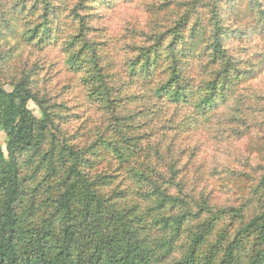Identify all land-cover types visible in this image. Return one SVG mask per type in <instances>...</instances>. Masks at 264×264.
Segmentation results:
<instances>
[{"label": "trees", "instance_id": "obj_1", "mask_svg": "<svg viewBox=\"0 0 264 264\" xmlns=\"http://www.w3.org/2000/svg\"><path fill=\"white\" fill-rule=\"evenodd\" d=\"M90 1L82 0V9ZM226 2H164L162 9L175 7L179 15L162 26L151 23L157 26L152 32L131 29L125 38H129L127 54H132L124 62L130 72L124 75L129 77L109 78L102 77L106 53L101 48L107 43L85 37L93 31L87 26L88 15L71 9L84 26L79 40L73 39L68 47L70 61L79 68L76 73L82 75V65H90L88 74L93 78L86 84L94 83L92 89L99 95L108 88L105 82L112 80L116 84L127 80L141 93L128 96L131 104L118 101L120 89L102 97L108 107L97 125L90 155L98 156L104 149L109 153L101 161L107 156L110 160L109 166L98 164L101 170L96 176L90 174L94 167L86 161L87 152L66 141L59 146L49 133L55 128L62 134L61 122L68 120L61 117L56 126V113L30 86L32 81L21 80L10 92L0 86V135L7 137L6 151L0 145V264H264V185L259 188L261 206L250 218L242 208L215 210L207 196L196 200L195 191L187 193L184 181L190 165L181 166L176 159L177 136L167 138L186 120L195 123L189 134L182 131L188 140L195 139L198 131L232 137L233 132L215 128L240 122L239 126L251 129L256 122L251 112H241L244 118L238 120L227 119L220 110L227 98L218 101L229 94L227 83L237 77L236 64L225 47L228 35L221 14ZM249 2L252 17L261 24L249 39L264 40V0ZM200 11L205 16L195 13ZM188 33L194 38L204 34L207 40L200 58L208 61L209 80L193 83L192 77L185 78L182 45ZM162 62L167 76L149 77ZM30 102L40 108L41 119L28 107ZM132 104L140 111L129 112ZM235 135L243 138L239 132ZM47 144L50 149L44 151ZM25 153L41 158L38 165L30 162L35 172L44 169L45 174L28 178L24 167L29 160L20 161ZM231 219L236 221L234 227L221 230L219 226ZM248 244L250 256L244 263L240 251ZM179 248L185 255L176 260Z\"/></svg>", "mask_w": 264, "mask_h": 264}, {"label": "rangeland", "instance_id": "obj_2", "mask_svg": "<svg viewBox=\"0 0 264 264\" xmlns=\"http://www.w3.org/2000/svg\"><path fill=\"white\" fill-rule=\"evenodd\" d=\"M81 1L0 0V86L10 92L15 83L21 80L32 81L30 86L37 91L40 99L50 102V110L56 113V126L61 117L68 120V123L61 122L62 134L57 133L55 128H49V133L55 136L59 146L64 145L66 141L77 150L87 152L86 161L94 167L91 168L90 174L96 176L101 170L98 164L106 167L110 160L107 156L101 161V156L109 153L104 149L98 156L90 155L98 131L97 125L103 121V111L108 107L103 99H106L105 93L109 92L111 95L120 89L121 96H118V101L123 99V102L128 104L134 102L128 100V96L141 93L138 89H133L134 85H129L127 80L119 84L112 80L105 82L108 88L101 90L104 95H99L92 89L93 82L92 86L86 84L93 78L88 74L92 71L90 65H82V75L80 72L76 73L79 68L77 63L70 61L68 47L73 39L79 40L84 26L79 16L75 17V11L80 16L88 15L87 26L93 31L86 32L85 37L91 42L95 40L107 43L106 47L101 48L106 53L102 77L107 75V78L129 77L124 75L130 73L125 63L132 54H127L129 38H125L132 34L131 29L138 27L145 32H152L157 28L153 26L154 23L158 26L171 23L179 12L175 7L161 8L162 4L169 0H91L83 9ZM232 1L236 3L232 5ZM77 6L79 9H76ZM251 7L249 0H227L223 8L222 26L228 35L225 47L228 57L236 64L233 74L237 77L231 78L232 82L227 83L229 94L218 102L227 98L220 104V110L224 111L223 116L227 119L242 120L244 116L241 112H251L256 122L251 129L239 126L240 122L226 128H215L233 132L232 137L198 131L199 135L195 139L188 140L186 137L193 131L195 123L186 120L180 122L178 129L167 135V138L177 136L174 151L178 163L181 166L190 165L188 178L184 181L187 193L195 191L196 200H199L201 195L207 196L208 203L215 210L242 208L247 219L259 210V188L264 185V40L249 39L253 32L261 28V24L256 23L258 19L252 17ZM73 8L75 11H71ZM156 10L160 15L152 14ZM195 13H200V17L205 16L202 11ZM204 23V27H210L208 23ZM32 35L36 36L33 40ZM185 39L186 42L182 45L185 49L184 66L187 69L185 78L192 77L193 83L201 78L209 80L210 74H205V71L210 69L208 61L200 58L207 46L204 34L194 38L188 33ZM91 51L92 47L88 49V53ZM194 57L200 59L195 60ZM163 66L162 62L149 77H166ZM126 68L127 70H124ZM240 71L243 74L238 76ZM250 75L253 80L247 79ZM122 83H125V86L121 88ZM234 101H237V104ZM28 107L41 119L40 108L35 103L30 102ZM137 107V104L130 107L129 112L137 113L140 111ZM236 109L238 113L234 111ZM182 131L188 134H183ZM238 132L243 134V138L235 135ZM6 142L7 137L2 133L0 145L4 151ZM49 149V144L43 148L44 151ZM31 157L29 153H25L20 157V161L23 164L29 160L24 167V173L28 178L33 176L34 180L38 172L45 174L46 171L43 169L35 172L36 169L30 160L38 165L41 158ZM82 162L86 165V162ZM86 167V170H89V165ZM256 193L258 197H255ZM135 201L138 202L137 199ZM206 219L211 221L209 215H206ZM234 223L235 219L226 220L219 227L227 232V228H233ZM226 238L230 239L227 234ZM250 249L251 244H248L240 251L244 263L250 256ZM184 255V250L179 248L174 258L181 260Z\"/></svg>", "mask_w": 264, "mask_h": 264}]
</instances>
